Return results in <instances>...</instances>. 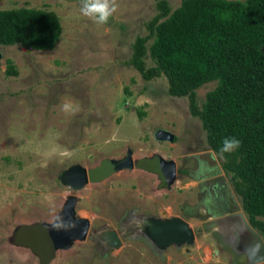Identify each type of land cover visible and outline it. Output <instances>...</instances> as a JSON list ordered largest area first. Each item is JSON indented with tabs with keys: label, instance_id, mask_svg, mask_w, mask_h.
I'll use <instances>...</instances> for the list:
<instances>
[{
	"label": "rangeland",
	"instance_id": "rangeland-1",
	"mask_svg": "<svg viewBox=\"0 0 264 264\" xmlns=\"http://www.w3.org/2000/svg\"><path fill=\"white\" fill-rule=\"evenodd\" d=\"M159 1L116 0L117 11L108 23L97 24L81 13V0H0V9L53 11L62 25L52 50L0 45V264L229 263L208 227L192 245H170L164 251L139 233V220L148 215L180 216L194 229L204 227L213 217L208 211L220 210L206 198L211 197L207 187L212 181L219 187L226 183L229 199L232 194L238 203L231 198V205L242 209L223 158L210 148L189 98L170 95L166 76L146 80L130 63L133 43L148 34ZM167 1L171 10L182 2ZM8 59L17 76L6 75ZM146 62L153 65L149 55ZM214 87L210 82L197 89L200 106ZM68 102L76 106L74 114L63 110ZM140 109L146 112L143 118ZM161 128L171 131L175 140L156 139ZM57 147L71 155H46ZM128 155L133 168L118 170L110 164L107 176L92 178L103 163L125 162ZM160 157L176 164L171 180L167 168L149 167ZM198 157L214 165V178L189 179L185 169L193 170ZM75 164L89 171L90 182L82 189L61 179ZM69 201L75 215L91 223L87 238L52 247L50 253L46 246L34 249L20 241L30 239V244L36 231L63 220ZM187 208L195 215H188ZM105 225L118 230L123 244L102 254L91 232ZM22 227L27 230L20 234Z\"/></svg>",
	"mask_w": 264,
	"mask_h": 264
},
{
	"label": "trees",
	"instance_id": "trees-1",
	"mask_svg": "<svg viewBox=\"0 0 264 264\" xmlns=\"http://www.w3.org/2000/svg\"><path fill=\"white\" fill-rule=\"evenodd\" d=\"M158 7L159 13L147 24L148 34L133 43L130 63L146 80L166 76L170 95L189 98L210 148L223 158L222 167L231 176L250 224L264 238V0H182L175 10L160 0ZM61 33L53 11L0 9V45L52 50ZM148 55L152 66L146 62ZM7 62L6 75L17 76L13 60ZM210 82L215 87L200 106L197 89ZM145 114L139 110L141 118ZM231 138L240 141L239 147L221 153L224 140ZM151 163L156 170L159 163ZM98 170L92 171L94 180L112 168L103 163ZM49 227L36 231L30 244V239L20 241L34 249L46 246L50 253L60 245L53 225ZM20 229V234L27 230Z\"/></svg>",
	"mask_w": 264,
	"mask_h": 264
},
{
	"label": "water",
	"instance_id": "water-1",
	"mask_svg": "<svg viewBox=\"0 0 264 264\" xmlns=\"http://www.w3.org/2000/svg\"><path fill=\"white\" fill-rule=\"evenodd\" d=\"M2 58L3 53L0 50V65ZM155 137L162 141L168 140L173 142L175 140V135L171 131L162 128L155 132ZM123 160L125 162L109 161V163L112 164L114 169L118 170L124 167H134V160L131 155H128ZM158 160L159 166L157 167L167 168L170 176L169 180H171L177 173L175 162L164 160L163 157L158 158ZM61 179L66 185L73 189H82L90 182L89 171L81 164H75L67 168L62 173ZM65 212L63 218L65 227L53 229L59 245L64 247L69 246L71 241L75 238H87L91 227V223L88 219L78 218L75 215L73 202H68ZM226 216L233 218L229 226V238L226 243L228 248L238 257L244 256L252 264L263 263L264 238L250 224L244 210L239 207L238 210ZM136 219L139 220V216H137ZM140 219L138 224L139 233L146 237L158 251H164L170 245H192L196 240L197 234L203 231L202 227L194 229L186 218L180 216L161 218L148 215ZM227 228V226L223 227L222 230H227ZM209 229L211 228L209 227ZM213 230L215 231V228ZM91 235L96 245L105 250L118 249L123 244L118 230L107 225L92 231Z\"/></svg>",
	"mask_w": 264,
	"mask_h": 264
},
{
	"label": "flooded vegetation",
	"instance_id": "flooded-vegetation-1",
	"mask_svg": "<svg viewBox=\"0 0 264 264\" xmlns=\"http://www.w3.org/2000/svg\"><path fill=\"white\" fill-rule=\"evenodd\" d=\"M214 165L211 164L210 161L207 159H202V158H197V164L195 165L194 169L188 170L186 175H188L189 179L197 181V180H209L215 177V168L213 167ZM158 168L157 166H155ZM214 181H212L211 184H209L210 188H208L207 194H211V197H206L208 199H213V202L216 204V207H219L220 210H216L215 212L212 210L208 211L209 213L213 214V217L209 214L208 216L210 219L208 221H205V225L203 228V232L205 230V227H210L211 230H208V233L212 235V237L217 241V243L220 245L221 249L224 250L228 255H229V263L228 264H252L249 262L247 258L244 256H237L231 249L228 248L226 243L228 242V232H229V226L231 221H233V218L229 215L230 213L235 212L236 210L239 209L240 206L235 207L231 205L230 199L232 198L234 200V203L238 204L237 201H235L234 196L231 194V197L229 199L230 194L228 195L227 193V185L226 183L223 184L222 187L218 186V183L213 184ZM218 182V181H217ZM221 182V181H219ZM215 207V208H216ZM66 213V212H65ZM186 213L188 215H195V212L192 211L190 208L186 209ZM137 215H135L136 217ZM226 216V217H225ZM132 217V214H131ZM135 217L133 216L134 220ZM215 217V218H214ZM64 218V217H63ZM228 227L227 230H222L223 227ZM199 228V227H198ZM197 228V229H198ZM215 228V231L213 230ZM206 231V230H205ZM228 235V236H227ZM97 246V245H96ZM98 247V246H97ZM99 248V247H98ZM97 248V249H98ZM110 250V249H109ZM98 251L102 254L108 252V250H105L103 248H99ZM161 256H164L163 253H161ZM255 264H264L263 263H255Z\"/></svg>",
	"mask_w": 264,
	"mask_h": 264
},
{
	"label": "clouds",
	"instance_id": "clouds-1",
	"mask_svg": "<svg viewBox=\"0 0 264 264\" xmlns=\"http://www.w3.org/2000/svg\"><path fill=\"white\" fill-rule=\"evenodd\" d=\"M118 5L116 0H81V13L92 19L97 24H106L108 23L110 17L117 11ZM63 110L68 113H75L76 106L72 103L68 102L63 105ZM240 145V141L231 138L225 139L223 142V146L221 148V153H230L237 149ZM59 154L62 157L70 156L71 153L68 149H64L63 151H59L58 147L51 149L46 153L47 156L51 157L53 155ZM54 228L65 227L63 221L61 220L58 223L53 224ZM198 235V234H197Z\"/></svg>",
	"mask_w": 264,
	"mask_h": 264
}]
</instances>
